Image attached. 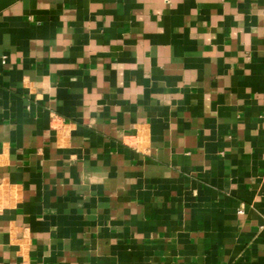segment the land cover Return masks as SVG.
<instances>
[{"label": "crops", "instance_id": "crops-1", "mask_svg": "<svg viewBox=\"0 0 264 264\" xmlns=\"http://www.w3.org/2000/svg\"><path fill=\"white\" fill-rule=\"evenodd\" d=\"M0 264H264V0H0Z\"/></svg>", "mask_w": 264, "mask_h": 264}, {"label": "built area", "instance_id": "built-area-1", "mask_svg": "<svg viewBox=\"0 0 264 264\" xmlns=\"http://www.w3.org/2000/svg\"><path fill=\"white\" fill-rule=\"evenodd\" d=\"M239 213H242V210H240Z\"/></svg>", "mask_w": 264, "mask_h": 264}]
</instances>
